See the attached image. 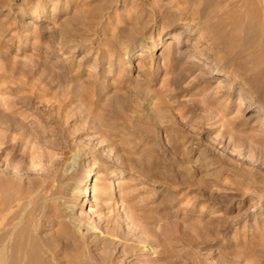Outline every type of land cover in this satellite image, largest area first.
<instances>
[{"label": "rangeland", "instance_id": "374dc122", "mask_svg": "<svg viewBox=\"0 0 264 264\" xmlns=\"http://www.w3.org/2000/svg\"><path fill=\"white\" fill-rule=\"evenodd\" d=\"M182 1L0 0L5 264H264V3Z\"/></svg>", "mask_w": 264, "mask_h": 264}, {"label": "bare ground", "instance_id": "6f19581e", "mask_svg": "<svg viewBox=\"0 0 264 264\" xmlns=\"http://www.w3.org/2000/svg\"><path fill=\"white\" fill-rule=\"evenodd\" d=\"M236 2V0H234ZM233 0H183L182 2L187 4V5H192L196 12H199L200 8H211V6L214 4L215 7V14L211 15V17L209 18V28H210V34H212V36L214 37H220L221 35H226L228 34L229 36H234L235 35V30L237 29L238 25H239V21L237 20V13L236 11H234L233 9H231V7L229 9H224L221 10L222 7H226L227 5L232 4L233 5ZM241 1V0H240ZM239 1V2H240ZM243 1V0H242ZM248 1V0H247ZM246 2V1H245ZM254 2V1H253ZM242 3V2H241ZM262 3H264V0H262ZM181 4V3H180ZM239 4L236 6L238 9ZM251 4V3H250ZM257 4V3H256ZM249 4H246V6ZM261 5V4H260ZM192 7V8H193ZM213 7V6H212ZM241 7V6H240ZM251 7V6H248ZM246 7V8H248ZM258 7V6H257ZM191 8V7H190ZM189 8V9H190ZM219 9V10H217ZM223 9V8H222ZM250 9V8H248ZM261 9V8H260ZM241 10V9H240ZM262 11V10H261ZM191 12V11H190ZM193 12V11H192ZM239 12V11H237ZM248 12V11H247ZM251 12V11H250ZM258 12V11H256ZM200 13V12H199ZM208 13V12H207ZM212 13V12H211ZM210 13V14H211ZM243 13V12H242ZM259 13V12H258ZM250 14V13H249ZM263 14V13H262ZM192 15V14H191ZM206 15V14H205ZM257 15V14H256ZM261 15V14H260ZM198 16V15H197ZM205 17V16H204ZM258 17V16H257ZM261 17V16H260ZM259 17V18H260ZM201 19V18H200ZM206 20V19H205ZM207 23V22H206ZM262 24V22H261ZM260 25V24H259ZM240 27V26H239ZM260 28V27H259ZM207 29V28H206ZM206 32V31H205ZM204 33V32H203ZM238 33V32H237ZM261 33V32H260ZM262 37V36H261ZM264 38V37H262ZM229 39V38H228ZM230 40V39H229ZM236 40V39H235ZM233 43V42H232ZM205 69H207V72H214V73H219V70L216 69V67H212V66H207ZM221 82H224V80H221ZM242 102V101H241ZM253 107H256V105L252 102L249 104L248 109H252ZM259 110V109H258ZM149 151V150H148ZM150 155V154H149ZM105 167V166H104ZM92 172V171H91ZM91 172L85 174L86 178H84L85 176H80V178L78 179V184L77 186L79 187V189H81V194H86L88 193L89 189L87 186V182L89 180H93L94 177H91ZM82 177V178H81ZM125 178V176L123 174H117V177L114 179V184H110L105 186L102 191H106L108 194H110V192L112 191V189L118 185L120 186L122 183V180ZM84 186L83 188L81 186ZM58 186V185H57ZM76 187V184L75 186ZM81 187V188H80ZM106 189V190H105ZM64 191V190H63ZM55 193V191H54ZM63 193V192H62ZM73 193V192H72ZM58 194V193H57ZM69 194V193H68ZM62 195V194H61ZM67 195V194H66ZM57 197V196H56ZM68 197V196H67ZM72 197V196H71ZM75 198H77V196H74ZM26 199V198H25ZM55 199V198H54ZM71 200V199H70ZM73 200V199H72ZM5 203V202H4ZM15 203V202H14ZM54 203V202H53ZM1 204V202H0ZM37 204V203H36ZM4 207V206H3ZM25 207V206H24ZM53 207V206H52ZM4 209V208H3ZM27 210V209H26ZM63 210V209H62ZM14 211V210H13ZM50 211V210H49ZM53 211V209H52ZM65 211V210H64ZM40 212V211H39ZM59 213V212H58ZM23 215V214H22ZM40 215V214H39ZM67 215V214H66ZM3 217V216H2ZM39 217V216H38ZM37 217V218H38ZM20 219V218H19ZM7 221V220H6ZM5 221V222H6ZM19 221V220H18ZM42 221V220H41ZM23 222V221H22ZM22 222L17 223V222H13L11 220H8L5 224H3V219L0 217V264H5V252H9L10 254H17L19 256V254H25L26 255V259H30L32 257H34V255H36L37 253L39 254L38 251H36L34 249L32 245H34L33 239L28 238V234L26 235L25 233V224H23ZM41 223V222H40ZM66 224V223H64ZM79 225V224H78ZM30 229V228H29ZM94 229V227H93ZM34 231V230H33ZM30 233V232H29ZM114 233V231H113ZM36 234V233H35ZM116 234V233H115ZM37 236V235H35ZM31 237V236H30ZM60 237V236H59ZM61 238V237H60ZM63 238H61L62 240ZM42 240V239H41ZM63 241V240H62ZM49 242V241H48ZM141 242V241H140ZM145 242V241H144ZM31 243V244H30ZM142 243V242H141ZM143 244V243H142ZM152 244V243H151ZM167 244V243H166ZM49 245V244H48ZM128 245V244H127ZM158 245V244H156ZM168 245V244H167ZM138 245L136 244H130V248L134 249L135 251L138 248ZM137 247V248H136ZM155 247V246H154ZM154 247H149L148 245H143V249L142 250H146L149 253H157V248ZM173 247V246H172ZM49 248V247H48ZM47 249V248H46ZM168 250V248H166ZM171 249V248H170ZM103 250L105 251V247L103 248ZM172 250V249H171ZM45 251V250H44ZM166 252V251H165ZM164 252V253H165ZM89 253V252H88ZM168 253V251H167ZM80 254V253H79ZM82 254V253H81ZM91 254V253H90ZM24 255V257H25ZM40 255V254H39ZM107 255V254H106ZM167 255V254H166ZM168 256V255H167ZM20 257V256H19ZM22 257V260H24L25 258ZM57 257V256H56ZM109 257V256H108ZM21 258V257H20ZM39 258V257H38ZM90 258V256H89ZM88 258V259H89ZM93 258V257H92ZM91 258V259H92ZM105 258H107V256H103L101 257V260H105ZM112 258V257H111ZM76 259V258H75ZM88 259H86L88 261ZM48 260V259H47ZM45 260V263H47ZM82 260V259H81ZM80 260V261H81ZM29 261V260H28ZM27 261V262H28ZM33 261V260H32ZM83 261V260H82ZM154 261V260H153ZM13 262V261H12ZM11 262V263H12ZM85 262V261H84ZM98 262V261H97ZM105 262V261H104ZM19 263V262H18ZM23 263V261H22ZM31 263V262H30ZM41 263V262H40ZM78 263V261H77ZM75 263V264H77ZM87 263V262H86ZM102 263V262H101ZM13 264V263H12ZM21 264V263H20ZM43 264V263H42ZM89 264V263H88ZM90 264H92V262H90ZM95 264V263H94ZM105 264V263H102ZM192 264V262H191Z\"/></svg>", "mask_w": 264, "mask_h": 264}]
</instances>
